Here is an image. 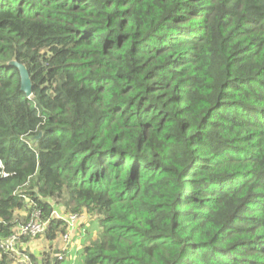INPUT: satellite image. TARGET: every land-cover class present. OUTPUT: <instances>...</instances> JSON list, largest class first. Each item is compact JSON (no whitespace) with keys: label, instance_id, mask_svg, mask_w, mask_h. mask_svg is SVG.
Listing matches in <instances>:
<instances>
[{"label":"trees","instance_id":"16d2710c","mask_svg":"<svg viewBox=\"0 0 264 264\" xmlns=\"http://www.w3.org/2000/svg\"><path fill=\"white\" fill-rule=\"evenodd\" d=\"M51 202L76 264H264V0H0V246Z\"/></svg>","mask_w":264,"mask_h":264},{"label":"clouds","instance_id":"9594fccd","mask_svg":"<svg viewBox=\"0 0 264 264\" xmlns=\"http://www.w3.org/2000/svg\"><path fill=\"white\" fill-rule=\"evenodd\" d=\"M12 60H14V59H12ZM18 61V60H17ZM8 63V62H7ZM21 63V62H20ZM15 68V67H14ZM28 70V69H27ZM25 95V94H24ZM31 96V95H30ZM30 96H26L27 98H29ZM37 136V138L40 136V134H38V135H36ZM22 140H24L27 144H32V141L30 140V138H25V137H23L22 138ZM23 141V142H24ZM24 142V143H25ZM51 206H52V216H54V217H56V218H58L61 222H64L65 223V226L67 227L68 226V230L67 231H65L63 234H58L57 236H56V239H55V245H56V247L58 248V250H57V252L56 253H58V252H60L61 251V249H60V247H61V245H62V236L64 235V234H69L70 235V237H71V239H70V244H73V246L72 247H70L71 245L69 244V246L68 247H70V248H67L66 249V254H67V258L64 260V261H56V263L57 264H76V261H78V251L81 249V237H82V235L84 234V232H85V229H86V227H88L89 226V220H90V216H88L87 214H75V215H77L78 216V220H77V223L75 224V226H71L67 221H65L64 219H63V217H66L67 215H72L71 213H65V212H63L62 210L60 211L59 210V204H57V203H54V202H51ZM35 214H39V219L40 220H43V221H46V226L48 225V220L47 219H44V218H42V216H41V210H38V211H35V213H34V215ZM62 217V218H61ZM46 229V228H45ZM45 231V230H44ZM43 231V232H44ZM42 232V233H43ZM39 234H41V233H39ZM38 235V234H37ZM36 235V236H37ZM36 236L34 237V238H30V237H28V241L31 239V240H35V238H36ZM36 241V240H35ZM33 243V242H32ZM32 243H30V242H28L26 245L27 246H29V248H30V245L32 244ZM25 245V246H26ZM49 249H50V247H49V242L47 241V245H46ZM12 253V255L15 257V259L17 260V261H19V263H17V262H14L13 264H31L30 262H29V259H28V257H27V254H24V255H22V254H20L19 252H11ZM72 255V258L70 259L69 258V256L68 255ZM19 255H21V258L19 257ZM54 260H50L49 261V263H47V264H50L51 262H53Z\"/></svg>","mask_w":264,"mask_h":264},{"label":"built area","instance_id":"2783aa9c","mask_svg":"<svg viewBox=\"0 0 264 264\" xmlns=\"http://www.w3.org/2000/svg\"><path fill=\"white\" fill-rule=\"evenodd\" d=\"M39 214L33 215V219L27 221L25 224H19L17 225L14 230H15V235H13L10 239L7 241L3 242L0 247H4L7 251L10 252H16V244L20 243L21 245L22 242L20 241L21 238L23 237H30L34 238L37 234L42 233L45 228H46V221L40 220L39 219ZM62 218V217H61ZM65 221H67L71 226H75L78 220V216L75 214L72 215H67L66 217H63ZM70 235L69 234H64L62 236V245L60 247L61 251L57 253V258L58 261H64L67 258L66 249L70 248L73 246V244H70ZM27 244V243H26ZM24 244V246L26 245ZM69 244L71 245L70 247ZM69 258H72V255H68ZM50 264H57L55 261L51 262Z\"/></svg>","mask_w":264,"mask_h":264},{"label":"water","instance_id":"95a60500","mask_svg":"<svg viewBox=\"0 0 264 264\" xmlns=\"http://www.w3.org/2000/svg\"><path fill=\"white\" fill-rule=\"evenodd\" d=\"M7 64L17 69L19 75V89L25 94V96H30L31 78L26 66L23 63L17 61L16 59L8 61Z\"/></svg>","mask_w":264,"mask_h":264},{"label":"rangeland","instance_id":"374dc122","mask_svg":"<svg viewBox=\"0 0 264 264\" xmlns=\"http://www.w3.org/2000/svg\"><path fill=\"white\" fill-rule=\"evenodd\" d=\"M36 240V239H35ZM29 240L30 243L34 242V246L30 245V248L34 251H37V248L43 249L45 251H48L51 253V250L46 246L47 245V240L46 239H40V240Z\"/></svg>","mask_w":264,"mask_h":264},{"label":"crops","instance_id":"0c3cea01","mask_svg":"<svg viewBox=\"0 0 264 264\" xmlns=\"http://www.w3.org/2000/svg\"><path fill=\"white\" fill-rule=\"evenodd\" d=\"M31 246H34V242L31 244Z\"/></svg>","mask_w":264,"mask_h":264}]
</instances>
